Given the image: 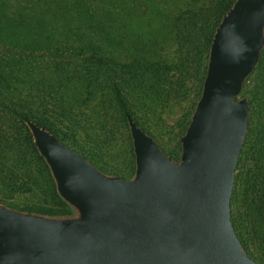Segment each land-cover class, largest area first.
I'll list each match as a JSON object with an SVG mask.
<instances>
[{"label":"trees","instance_id":"trees-1","mask_svg":"<svg viewBox=\"0 0 264 264\" xmlns=\"http://www.w3.org/2000/svg\"><path fill=\"white\" fill-rule=\"evenodd\" d=\"M183 1L185 6L168 21L155 13L161 0H0V202L15 200L8 194L19 181L33 191L40 173L45 199L21 210L52 216L73 212L59 195L26 119L50 130L108 174L134 175L133 142L132 158L119 169L102 165L80 139L93 130L109 137L111 121L130 132L131 117L166 154L180 158L181 140L177 150L167 152L145 118L180 98L176 86L183 84L184 71L192 67V74L202 68L197 100L181 137L186 132L202 93L214 33L236 0ZM155 16L162 18L160 34L176 38L177 57L172 61L153 51V43L159 42L150 28ZM131 41L137 45L133 50ZM174 70L179 73L176 79ZM243 96L250 101L251 117L236 167L232 221L249 256L264 264V50ZM237 211L244 213L239 217Z\"/></svg>","mask_w":264,"mask_h":264},{"label":"water","instance_id":"water-1","mask_svg":"<svg viewBox=\"0 0 264 264\" xmlns=\"http://www.w3.org/2000/svg\"><path fill=\"white\" fill-rule=\"evenodd\" d=\"M263 50L264 0H236L214 33L180 158L129 117L130 178L102 171L26 119L73 212L0 202V264H258L236 232L231 201L251 117L243 87Z\"/></svg>","mask_w":264,"mask_h":264},{"label":"rangeland","instance_id":"rangeland-1","mask_svg":"<svg viewBox=\"0 0 264 264\" xmlns=\"http://www.w3.org/2000/svg\"><path fill=\"white\" fill-rule=\"evenodd\" d=\"M185 6V1L183 0H161L159 4V8L155 10V13H161L165 15L166 20H173L177 15L178 11ZM156 22L153 21L152 26L150 27L154 32V39L158 43L154 44L153 51L156 49L157 56L165 57L166 59L173 60L177 57V42L176 38L173 34L168 33V36L164 37L160 34L159 27L163 23L162 18L160 16H155ZM158 36V38H157ZM130 48L133 50V45L136 47V43H130ZM125 48V47H124ZM140 50H143L142 46ZM126 52V50H125ZM192 67L189 68L188 71H184L185 76L183 77V84L176 86L181 90L180 98L176 97L175 102H167V105L162 108V110L158 114L156 113H148L145 121L153 133L158 138L160 144L164 147L165 150L175 151L177 150L178 142L181 138V130L183 128V124L185 120L188 119L187 113L190 112V109L194 102L197 100V77H201L202 68L198 69L191 74ZM174 76L173 79H176L179 75L176 70L173 71ZM255 78V76H254ZM252 78V80H254ZM186 115V117H185ZM112 122V132L109 137H104L100 135V131H91V136H86L85 138L80 139L81 143L88 148L92 149V152L98 156L99 161L102 165H111L113 167H117L119 169H125L130 159L132 158L131 154V138L130 132L123 128L120 124L115 126ZM110 127V125H109ZM100 129V128H99ZM96 132V133H95ZM99 134V135H98ZM97 135V136H96ZM133 146V145H132ZM111 170V169H110ZM39 173V172H38ZM40 181L32 183L34 190L27 191L25 183L19 181L14 184L15 192L12 194H8L10 196H14V201H2L6 204H13L18 206V208H24L30 204L36 202H42L44 198V179L43 176L39 173ZM4 191V190H3ZM11 192V188L9 187V191ZM244 212L237 211V216H241ZM260 252L263 253L264 249H260Z\"/></svg>","mask_w":264,"mask_h":264}]
</instances>
